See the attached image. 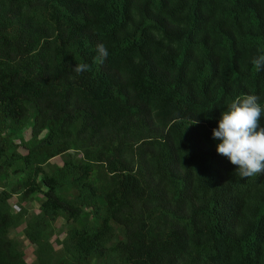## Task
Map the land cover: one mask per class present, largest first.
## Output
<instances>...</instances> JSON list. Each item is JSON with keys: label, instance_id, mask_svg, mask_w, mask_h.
<instances>
[{"label": "trees", "instance_id": "1", "mask_svg": "<svg viewBox=\"0 0 264 264\" xmlns=\"http://www.w3.org/2000/svg\"><path fill=\"white\" fill-rule=\"evenodd\" d=\"M258 55L264 0H0V264L16 230L31 264H264V174L212 138Z\"/></svg>", "mask_w": 264, "mask_h": 264}, {"label": "clouds", "instance_id": "2", "mask_svg": "<svg viewBox=\"0 0 264 264\" xmlns=\"http://www.w3.org/2000/svg\"><path fill=\"white\" fill-rule=\"evenodd\" d=\"M98 63H103L108 56V50L103 44L97 45ZM251 63L257 71L264 69V55H258ZM87 64L75 65L77 73L88 71ZM259 97L248 94L236 97L221 113L217 127L212 130V138L219 140L216 145L217 154L224 156L237 166L236 172L242 178H250L264 174V108ZM198 123L194 121L192 124Z\"/></svg>", "mask_w": 264, "mask_h": 264}, {"label": "rangeland", "instance_id": "3", "mask_svg": "<svg viewBox=\"0 0 264 264\" xmlns=\"http://www.w3.org/2000/svg\"><path fill=\"white\" fill-rule=\"evenodd\" d=\"M24 138L27 140L29 138V132L26 131L24 133ZM60 161L61 159L60 158H57L54 160V162L56 164H60ZM16 200L15 198L10 202V205L15 208L16 207ZM22 208H24L26 211H27V214L28 215H33V214H37L38 213V209H39V203L36 202V201H33L32 203H29V204H23L22 205ZM59 224H62V221H59ZM12 236L13 237H16L18 238V240L21 242V245L23 247V251H24V254H25V259L26 261L31 264L33 261H34V254H33V251H34V248L33 246L29 245V243L21 236V232L20 230H16L12 233ZM63 236H60L59 237V240L62 239ZM54 239V238H53ZM56 249H58L59 247L58 246H55Z\"/></svg>", "mask_w": 264, "mask_h": 264}]
</instances>
